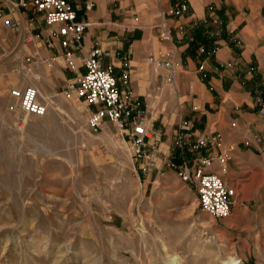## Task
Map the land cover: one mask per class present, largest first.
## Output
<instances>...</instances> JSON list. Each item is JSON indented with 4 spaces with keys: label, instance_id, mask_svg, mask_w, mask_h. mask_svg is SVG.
I'll list each match as a JSON object with an SVG mask.
<instances>
[{
    "label": "rangeland",
    "instance_id": "obj_1",
    "mask_svg": "<svg viewBox=\"0 0 264 264\" xmlns=\"http://www.w3.org/2000/svg\"><path fill=\"white\" fill-rule=\"evenodd\" d=\"M252 2L264 30V0L241 10ZM15 12L19 31L0 19V264H264L263 130L249 132L252 155L224 174L234 181L233 204L214 218L178 175L175 149L166 156L157 144L155 158L137 161L115 123L94 129L91 108L64 93L42 91L43 116L18 110L10 88L31 77L35 14ZM261 46L241 76L264 124V32Z\"/></svg>",
    "mask_w": 264,
    "mask_h": 264
},
{
    "label": "crops",
    "instance_id": "obj_2",
    "mask_svg": "<svg viewBox=\"0 0 264 264\" xmlns=\"http://www.w3.org/2000/svg\"><path fill=\"white\" fill-rule=\"evenodd\" d=\"M175 1L74 0L77 19L88 26L82 49H76L72 55L73 66L67 63L56 27L47 25L41 14L33 13L28 22L29 79L45 101L43 92L64 93L68 83L78 80L85 72L83 59L88 51L99 47L101 62L114 66L121 88L122 62L128 60L132 96L145 108L146 126L159 137L156 142L159 152L172 154L177 123L184 119L192 124L194 134H217L221 146L235 145L229 165L232 169V164L243 156L252 155L244 147L245 139L253 131L264 132L262 118L254 113L255 103L246 88L248 83L241 76L248 70L247 66L258 60L262 50L264 30L257 6L252 2L251 12L245 13L241 9L246 0H188V11L176 16L172 13ZM86 3H92L93 7L87 10ZM220 11L221 17L216 14ZM15 13L10 5L0 3V15ZM162 21L169 25V40L158 35ZM200 26L209 46L205 52L201 40L194 39V30ZM214 45H219V50L211 53ZM150 56L181 61L182 67L173 82L166 81L164 67L148 61ZM229 63L234 64L233 69L227 68ZM249 74L243 77L249 78ZM23 84L12 88L26 85ZM218 152V147L203 150L204 155ZM205 170L221 174L215 161ZM225 180L234 184L230 177L225 176Z\"/></svg>",
    "mask_w": 264,
    "mask_h": 264
},
{
    "label": "built area",
    "instance_id": "obj_3",
    "mask_svg": "<svg viewBox=\"0 0 264 264\" xmlns=\"http://www.w3.org/2000/svg\"><path fill=\"white\" fill-rule=\"evenodd\" d=\"M73 1L0 0V3L10 5L14 11L25 8L31 10L32 13L41 14L47 25L56 27L57 34L61 37V45L65 49L67 63L73 66L72 55L76 49H82V38L88 26V23L77 19ZM92 7V3L85 5L87 10ZM188 9V0H176L172 13L180 16ZM0 19L7 29L19 31L21 28L19 21L12 15L3 14L0 15ZM158 35L163 40L171 38L167 22H160ZM218 50L219 45H214L211 53ZM101 55L102 50L99 47H92L88 51L83 59L85 72L78 80L68 83L64 95L81 99L91 108L90 123L94 129H98L105 120L115 123L124 137L128 139L135 159L137 161L148 160L152 156L151 150L156 146L159 137L150 127L146 126L145 108L139 100L132 96L129 62L128 60L122 62L121 88L114 73V66L103 64L100 60ZM148 61L167 70V82H173L177 71L182 67L181 61L172 58L160 59L150 56ZM10 96L16 101L18 110L27 115L43 116L48 111L47 102L41 97L37 86L29 79L24 87L10 89ZM261 109L264 114V106ZM173 143L175 158L178 159L174 167L182 181L195 187L201 208L214 218L228 216L233 204L235 189L224 181L222 174H227L229 171L232 147L221 146L220 136L217 134H194L192 124L183 119L177 123ZM214 147L219 148L217 154H203V150H210ZM189 154L194 155L193 159ZM214 161L219 164L221 174L205 170Z\"/></svg>",
    "mask_w": 264,
    "mask_h": 264
},
{
    "label": "trees",
    "instance_id": "obj_4",
    "mask_svg": "<svg viewBox=\"0 0 264 264\" xmlns=\"http://www.w3.org/2000/svg\"><path fill=\"white\" fill-rule=\"evenodd\" d=\"M222 12L220 11V13H218V15L220 16ZM221 17V16H220ZM221 23H223V21H221ZM195 34H194V39H197V40H201V43L203 44V48H204V52L205 51H208V47L209 46H206L207 45V42L206 39L202 36V26L200 27H197L195 30H194ZM211 41H214L213 39Z\"/></svg>",
    "mask_w": 264,
    "mask_h": 264
},
{
    "label": "bare ground",
    "instance_id": "obj_5",
    "mask_svg": "<svg viewBox=\"0 0 264 264\" xmlns=\"http://www.w3.org/2000/svg\"><path fill=\"white\" fill-rule=\"evenodd\" d=\"M176 263L175 264H178V261H175Z\"/></svg>",
    "mask_w": 264,
    "mask_h": 264
}]
</instances>
